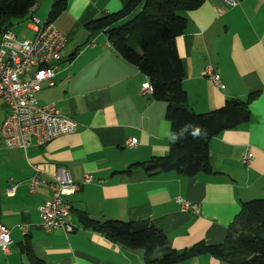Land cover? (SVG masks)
I'll use <instances>...</instances> for the list:
<instances>
[{
    "label": "crops",
    "instance_id": "1",
    "mask_svg": "<svg viewBox=\"0 0 264 264\" xmlns=\"http://www.w3.org/2000/svg\"><path fill=\"white\" fill-rule=\"evenodd\" d=\"M128 1L66 0L65 10L52 21L67 41L54 63L53 84L43 82L36 97L42 105L53 103L76 129L25 149L5 147L0 135V221L11 236L8 252L0 248V264H30L19 248L25 240L44 264H146L140 249L83 228L74 214L73 232L45 230L39 206L51 190L48 185L29 190L36 168L46 181L65 170L79 184L67 198L73 212L98 220L150 221L177 250L198 241L221 243L241 202L264 198V0H204L186 12L185 32L175 38L190 109L205 113L232 98L249 102L248 121L209 139L212 172L193 176L153 173L151 160L168 151L166 103L141 91L148 78L114 50L105 30L90 34L85 27ZM23 25L32 37L30 23ZM207 66L223 87L203 74ZM7 113L0 99V128ZM129 138L136 139L135 146H125ZM246 151L252 155L248 165L241 162ZM86 174L89 183L83 181ZM176 198L197 203L199 212L183 210ZM178 264L228 263L203 254Z\"/></svg>",
    "mask_w": 264,
    "mask_h": 264
},
{
    "label": "trees",
    "instance_id": "2",
    "mask_svg": "<svg viewBox=\"0 0 264 264\" xmlns=\"http://www.w3.org/2000/svg\"><path fill=\"white\" fill-rule=\"evenodd\" d=\"M36 2L0 0V36L12 27L13 20L25 17L28 8ZM203 2L129 0L120 10L103 14L85 25L90 34L105 30L114 50L146 75L154 99L166 103L170 137L176 135L178 139L172 141L169 137L167 153L151 160L156 167L153 173L176 171L184 176L211 173L209 139L250 118L248 101L227 99L221 107L205 113H196L187 104L182 87L184 69L175 38L185 32L186 12ZM65 8L66 0H53L46 19L53 21ZM186 125L199 126L201 136L194 138L190 128L181 131ZM72 213L83 228L124 248L140 249L146 264H178L203 254L228 264H264V198L241 202L221 243L198 241L180 250L174 249L168 236L150 221L98 220L84 211ZM19 248L30 264H44L33 255L29 240Z\"/></svg>",
    "mask_w": 264,
    "mask_h": 264
},
{
    "label": "built area",
    "instance_id": "3",
    "mask_svg": "<svg viewBox=\"0 0 264 264\" xmlns=\"http://www.w3.org/2000/svg\"><path fill=\"white\" fill-rule=\"evenodd\" d=\"M36 4H32L27 11L31 20L30 27L34 35L30 38L18 39L11 29H6L0 36V99L8 109L4 118L0 135L7 148H27L32 142L44 145L57 136L72 133L76 129V122L62 115L53 103L40 104L36 92L42 83L52 85L56 75L55 62L61 59L66 44L64 36L52 21H40L34 15ZM31 74V75H30ZM218 87L224 85L214 70L207 66L203 73ZM142 92H152V86L145 82ZM137 143L135 138L125 141V146L133 147ZM252 155L246 151L241 162L248 165ZM84 183H89L91 177L86 174ZM48 185L51 194L39 206L41 225L47 230L61 229L71 233L76 225L72 218V206L67 199L79 189V184L73 182L65 170L57 175L56 180L46 181L36 168L29 179V190L33 192L38 186ZM183 210L199 212L197 203L176 198ZM23 232L25 228L18 226ZM11 243L10 231L0 221V248L8 252Z\"/></svg>",
    "mask_w": 264,
    "mask_h": 264
},
{
    "label": "rangeland",
    "instance_id": "4",
    "mask_svg": "<svg viewBox=\"0 0 264 264\" xmlns=\"http://www.w3.org/2000/svg\"><path fill=\"white\" fill-rule=\"evenodd\" d=\"M48 1L49 0H40V2H39L40 5L38 6V9L35 11V16L40 21H44L46 19L47 13L43 14V9H44V6L46 5V3H48ZM23 21L25 23H31V20L29 19V14H26V16L23 17L22 19H16L15 21L13 20L14 23H13L11 28H12V31L16 34V36L18 38L30 37L32 35L31 31L27 30L25 28V25H23ZM156 255H159V251L156 252Z\"/></svg>",
    "mask_w": 264,
    "mask_h": 264
},
{
    "label": "clouds",
    "instance_id": "5",
    "mask_svg": "<svg viewBox=\"0 0 264 264\" xmlns=\"http://www.w3.org/2000/svg\"><path fill=\"white\" fill-rule=\"evenodd\" d=\"M190 128L191 129V135L194 137V138H197V137H200L201 136V128L199 126H192V125H186L184 126L181 131H183L184 129H188ZM170 139L172 141H176L178 138L176 135H172L170 137Z\"/></svg>",
    "mask_w": 264,
    "mask_h": 264
},
{
    "label": "water",
    "instance_id": "6",
    "mask_svg": "<svg viewBox=\"0 0 264 264\" xmlns=\"http://www.w3.org/2000/svg\"><path fill=\"white\" fill-rule=\"evenodd\" d=\"M152 166V164L151 163H149V164H146V168H149V167H151Z\"/></svg>",
    "mask_w": 264,
    "mask_h": 264
}]
</instances>
